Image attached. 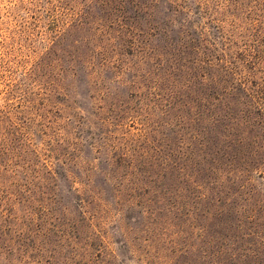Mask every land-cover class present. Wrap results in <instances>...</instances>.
I'll return each instance as SVG.
<instances>
[{"label": "rangeland", "instance_id": "rangeland-1", "mask_svg": "<svg viewBox=\"0 0 264 264\" xmlns=\"http://www.w3.org/2000/svg\"><path fill=\"white\" fill-rule=\"evenodd\" d=\"M0 264H264V0H0Z\"/></svg>", "mask_w": 264, "mask_h": 264}]
</instances>
